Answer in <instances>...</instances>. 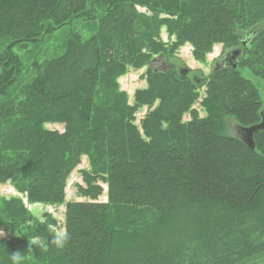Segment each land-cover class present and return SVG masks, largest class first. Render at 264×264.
<instances>
[{"label":"trees","instance_id":"16d2710c","mask_svg":"<svg viewBox=\"0 0 264 264\" xmlns=\"http://www.w3.org/2000/svg\"><path fill=\"white\" fill-rule=\"evenodd\" d=\"M141 6L150 13H140ZM75 20L99 22V35L85 42L76 35L66 64L40 71L28 87L35 105L8 100L22 74L13 48L40 44ZM0 43V99H7L0 103V184L14 183L35 202L65 204L69 234L57 249L50 229L58 222H44L34 260L26 249L30 233L7 226L21 237L0 241V264H10L17 251L22 264L264 260V131L252 150L228 134L226 121H262L260 90L240 69L264 80V0H0ZM186 46L201 63L216 46L239 50L237 68L220 64L200 85L174 67L149 72L150 88L138 91L133 105L116 93L122 68L145 67ZM145 106L156 107L137 127ZM55 122L66 125L64 133L44 127ZM83 157L90 168L80 170L75 187L86 201L65 203L67 181ZM11 202L17 219L32 216L22 199ZM124 210L150 216L135 226Z\"/></svg>","mask_w":264,"mask_h":264},{"label":"rangeland","instance_id":"374dc122","mask_svg":"<svg viewBox=\"0 0 264 264\" xmlns=\"http://www.w3.org/2000/svg\"><path fill=\"white\" fill-rule=\"evenodd\" d=\"M137 9L142 14L150 13L147 8L142 6L137 7ZM96 13L98 18L102 16L100 11L96 10ZM99 31V22L89 23L82 20H75L69 25L58 27L52 32L50 31L49 33L45 34L44 39H42L44 41L40 44H29L25 49L14 47V52L20 57L22 74L18 78L16 85L12 88V93L7 99L13 101L15 104L30 102V107L35 105L37 103V99H34V95L28 87L33 80L39 77L40 71L42 72V70H45L48 72L47 70L59 65L61 62L66 64V62L70 59L68 55L73 53L72 46L75 43L74 38L76 35L80 36V39L85 42L91 37L99 35ZM162 39L167 43L169 42L168 35L164 28L162 30ZM172 40H175V38ZM231 51L233 50H224L222 46H216L214 47L212 54L208 55L207 60L204 63L197 62L193 59L192 48H190V46H186L182 49V51H180V53L178 52L171 58H166L164 55H157L145 67L139 66L126 67L125 69L122 68V76L117 78V85L119 86V89L116 93L119 95L125 94L127 96L126 98H128L127 104L133 105L136 99V93L140 90L150 88L147 84L149 72L157 74V72L162 70L169 71L172 67H174L175 70L184 73V75L191 77L198 85H200L216 70L217 64L228 65L229 61L225 59V57L230 56ZM41 67L42 69H40ZM240 71L243 77L252 81L260 90V96L263 101L262 111H264V80L255 77L249 69H240ZM113 75L117 76L118 74L114 73ZM200 92L201 101L205 94V88H202ZM7 99L1 98L0 103L5 102ZM155 107L156 106L150 110L147 106H145L138 111L135 117V124L137 127L140 126V122L146 116V114L153 112ZM195 108L199 110L201 117L205 116V113L201 109L199 103L195 105ZM23 118L27 121L31 120L28 114H26ZM25 120L19 118L17 122L23 123ZM183 120L185 122L190 121L191 116L186 114ZM226 121L228 134L237 137L238 134L235 129L236 123H234L231 118H227ZM17 125V129L23 127L19 126V124ZM44 127L47 130L57 131L60 133H64L66 130L65 124H60L57 122L46 125L44 124ZM89 168V159L87 157H83L81 165L71 174L67 181L65 203L68 201H86V199H82L78 196L75 185L82 183L80 170ZM18 199H22L24 207L32 215L29 219H27V221L17 219L16 217L13 208L16 207V204L11 201ZM100 201H107L106 194L100 198ZM64 212L65 204L58 206L35 202L33 200H29V197L21 193L14 183L8 182L6 184H0V241L8 243L11 242L15 237H21L19 232H12V230L6 229L7 226H11L10 228L16 231L26 229L31 235L29 244L26 245V249H29L27 254L35 260L37 259L39 252L34 249V246H40L42 241L41 236L44 234V225L42 224L47 220L54 218L58 222V230H63ZM121 212L128 213L132 217L130 221L131 224L135 226L144 222V220L150 216L148 211L136 212L124 210ZM14 226H17V228L14 229ZM19 226L21 227L20 230ZM46 228L49 229L48 226ZM46 261H49L47 256ZM254 264H264V260L258 261Z\"/></svg>","mask_w":264,"mask_h":264},{"label":"water","instance_id":"95a60500","mask_svg":"<svg viewBox=\"0 0 264 264\" xmlns=\"http://www.w3.org/2000/svg\"><path fill=\"white\" fill-rule=\"evenodd\" d=\"M230 56L233 60L232 68L236 69L237 68V59L240 56V51L239 50H233L230 53ZM262 115V122L258 125H254L253 127L244 129L238 126V131H237V137L243 141L250 149L254 150L256 145L254 141V136L258 132L264 131V112L261 113Z\"/></svg>","mask_w":264,"mask_h":264},{"label":"clouds","instance_id":"9594fccd","mask_svg":"<svg viewBox=\"0 0 264 264\" xmlns=\"http://www.w3.org/2000/svg\"><path fill=\"white\" fill-rule=\"evenodd\" d=\"M50 231L52 232L51 244L57 249H63L69 239V234L64 230L50 229ZM22 260L21 252L17 251L10 254V264H22Z\"/></svg>","mask_w":264,"mask_h":264},{"label":"flooded vegetation","instance_id":"af4514ba","mask_svg":"<svg viewBox=\"0 0 264 264\" xmlns=\"http://www.w3.org/2000/svg\"><path fill=\"white\" fill-rule=\"evenodd\" d=\"M225 59H227L229 61L228 65H230L233 62L231 56H227V57H225ZM218 66H219V64H217V68H218Z\"/></svg>","mask_w":264,"mask_h":264},{"label":"bare ground","instance_id":"6f19581e","mask_svg":"<svg viewBox=\"0 0 264 264\" xmlns=\"http://www.w3.org/2000/svg\"><path fill=\"white\" fill-rule=\"evenodd\" d=\"M263 112H264V111H263ZM261 113H262V112H261ZM262 119H263V118H262ZM261 122H262V121H261ZM261 122H260V123H261ZM260 123H259V124H260ZM238 126L241 127V128H244V129L250 128V127H242V126L236 124V126H235L236 131H238V129H239ZM251 127H253V126H251Z\"/></svg>","mask_w":264,"mask_h":264}]
</instances>
